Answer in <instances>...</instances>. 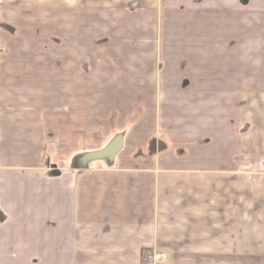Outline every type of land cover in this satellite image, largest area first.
Listing matches in <instances>:
<instances>
[{
	"label": "crops",
	"instance_id": "0c3cea01",
	"mask_svg": "<svg viewBox=\"0 0 264 264\" xmlns=\"http://www.w3.org/2000/svg\"><path fill=\"white\" fill-rule=\"evenodd\" d=\"M50 9L56 57H0V264H264V0H0V22ZM211 80L237 147L162 151Z\"/></svg>",
	"mask_w": 264,
	"mask_h": 264
},
{
	"label": "rangeland",
	"instance_id": "374dc122",
	"mask_svg": "<svg viewBox=\"0 0 264 264\" xmlns=\"http://www.w3.org/2000/svg\"><path fill=\"white\" fill-rule=\"evenodd\" d=\"M18 15L19 17L16 20V17L9 16L3 18L0 22V57H5L7 55H16L17 57H24L25 55H42V54H49L53 57H56L57 55V46L58 41L60 37V31L58 26V19L61 18L56 14L55 9H50L49 13L42 12L38 17L33 16L32 13L30 14H24ZM92 17H86L82 16L80 17V25L82 26L81 29L83 30L84 24L86 23V20H88ZM105 17L102 15L95 17V22L97 23L96 27V46H103L105 42H109L111 38H108V31L109 29L107 26L108 24L104 21ZM19 21L20 25L18 26L15 24L14 21ZM60 20V19H59ZM67 22V20H66ZM71 24V22H69ZM139 28V27H138ZM152 31L151 29H147L146 32ZM83 32V31H81ZM87 32V31H86ZM120 34V32L118 33ZM124 34V33H121ZM128 33L126 32L125 37L128 38ZM88 37H84L83 39L87 40ZM106 38V39H105ZM108 38V40H107ZM139 38V37H138ZM211 42V41H210ZM215 42V40H213ZM212 50H215V48H212ZM210 51V52H211ZM213 56L215 55L214 52ZM212 53H209L210 55ZM216 59V58H215ZM215 59L211 58V56L208 57V69L207 71L215 74L216 72V66L217 63L215 62ZM28 64H18V70L20 67H28ZM52 66V65H50ZM132 66V65H130ZM162 71L166 70L164 69V65H162ZM182 66V65H181ZM187 66V65H186ZM104 65L100 64L98 65V69H103ZM200 64H193V72H200L201 71ZM149 65L145 64V70L148 71ZM184 69V68H183ZM14 70V69H13ZM4 71H12V68L10 66H5ZM203 71L206 72V68L203 69ZM215 76V75H214ZM213 77V76H212ZM215 80L210 81V89L208 94V101L210 104L209 111L207 114L209 116H204L205 119H195L198 117L197 112L191 113V110H183L176 114L175 110H172V106H167V112L164 113V115L167 117L166 121L163 122L165 125V134H164V143L161 144V150L162 151H170V148H174L176 152H178V156L184 157L190 154L191 151H216L218 146L227 148L237 147L236 140H234V137L238 136L236 133V128L234 127V124L232 120L237 119L233 115L232 112L228 114V112H218L216 108V104L219 99H222L221 97L216 94L215 86L211 85L214 83ZM187 84V83H186ZM243 85V83H242ZM188 86V85H187ZM243 88V87H241ZM18 88L14 91H9L10 95L17 93H22L23 90ZM21 91V92H20ZM237 97V95L235 96ZM146 102H152L153 96L147 95L145 96ZM180 101L181 99L184 103L185 97L184 95H179L177 97ZM136 99V98H135ZM172 99V101H171ZM175 97L168 98V104L175 103ZM188 99V98H187ZM235 100L234 96L228 95L227 93L224 96V103L230 104ZM137 101V99H136ZM141 102V101H140ZM227 107V106H226ZM228 108V107H227ZM199 114V113H198ZM162 115V116H164ZM179 116V117H178ZM177 117V118H176ZM178 119V121H177ZM202 120V121H200ZM208 120V123L205 121ZM198 122V123H197ZM200 122V123H199ZM237 123V122H235ZM190 125L196 126V129H191ZM182 126V131L176 132V129L173 130V127ZM190 126V127H189ZM100 129H97V133ZM206 130V131H205ZM183 135V137L180 136ZM98 136H100L98 134ZM208 137V142H201V139ZM235 143V146H234ZM100 145H98L99 147ZM121 146V145H120ZM214 153V152H213ZM210 156L215 157V154H211ZM83 159V158H82ZM196 161V160H195ZM194 161V163H196ZM84 163V161H83ZM145 261H152L155 260L157 262V258L155 256L146 254L144 255Z\"/></svg>",
	"mask_w": 264,
	"mask_h": 264
}]
</instances>
